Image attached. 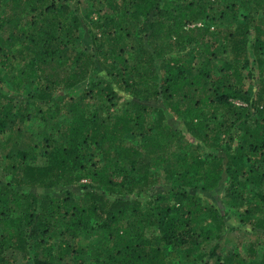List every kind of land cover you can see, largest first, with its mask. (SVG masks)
Returning <instances> with one entry per match:
<instances>
[{
	"label": "trees",
	"instance_id": "1",
	"mask_svg": "<svg viewBox=\"0 0 264 264\" xmlns=\"http://www.w3.org/2000/svg\"><path fill=\"white\" fill-rule=\"evenodd\" d=\"M8 78L0 264H264V0H0Z\"/></svg>",
	"mask_w": 264,
	"mask_h": 264
},
{
	"label": "rangeland",
	"instance_id": "2",
	"mask_svg": "<svg viewBox=\"0 0 264 264\" xmlns=\"http://www.w3.org/2000/svg\"><path fill=\"white\" fill-rule=\"evenodd\" d=\"M89 5L86 4L85 2L81 4L80 9L82 11H85L88 9ZM26 88H28V90H21L18 91L14 84L10 81V78H8L5 81V84L3 86H0L1 89L5 90V92L16 96V98H18L19 100L22 98H26L27 94L31 93L33 91V89H30V86L27 85L25 86ZM255 85H250V90L252 91V89H254ZM81 93V89L79 90V92L76 94V92H74L76 98L79 97ZM37 129L33 128L32 126L26 129V131H24L22 134H19L17 137L13 136L11 138H8L7 140H5L4 138L0 141V154L4 155L6 154L7 151L12 150L13 148H18V146L15 145L16 142H22L26 147H30L32 149H35L34 146L36 144H38L40 138L37 134ZM134 140V138H131ZM36 151L42 150L40 146H36ZM160 184V183H164V179L163 176H161L159 181H156L155 184ZM160 186V185H159ZM162 188V187H161ZM160 189L157 190V192ZM152 193H156L155 190H152ZM147 198V197H146ZM231 226H224V230L221 238L219 240L220 244H221V249L220 250H224L227 248H232L234 246H239L240 249H244L246 247V244L250 241L251 239V234L249 233V231L243 229V227L241 228V226L238 227H234V228H230ZM218 232L216 230H214V235H217ZM81 242L83 244H87L88 240H81ZM171 260L173 264H181L182 263V257L179 255V253L177 254H173L171 256Z\"/></svg>",
	"mask_w": 264,
	"mask_h": 264
}]
</instances>
